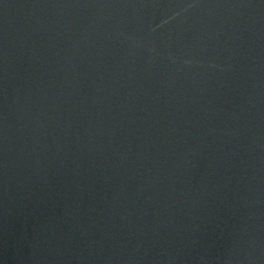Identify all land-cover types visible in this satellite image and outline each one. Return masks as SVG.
<instances>
[{
  "label": "water",
  "instance_id": "1",
  "mask_svg": "<svg viewBox=\"0 0 264 264\" xmlns=\"http://www.w3.org/2000/svg\"><path fill=\"white\" fill-rule=\"evenodd\" d=\"M0 264H264V0H0Z\"/></svg>",
  "mask_w": 264,
  "mask_h": 264
}]
</instances>
